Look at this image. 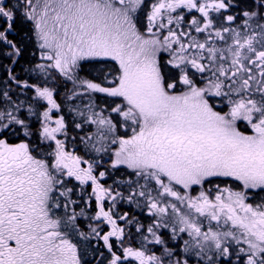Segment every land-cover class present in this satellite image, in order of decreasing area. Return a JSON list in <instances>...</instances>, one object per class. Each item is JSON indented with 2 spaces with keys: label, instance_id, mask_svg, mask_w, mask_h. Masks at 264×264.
<instances>
[{
  "label": "snow or ice",
  "instance_id": "1",
  "mask_svg": "<svg viewBox=\"0 0 264 264\" xmlns=\"http://www.w3.org/2000/svg\"><path fill=\"white\" fill-rule=\"evenodd\" d=\"M0 264H264V0H0Z\"/></svg>",
  "mask_w": 264,
  "mask_h": 264
}]
</instances>
